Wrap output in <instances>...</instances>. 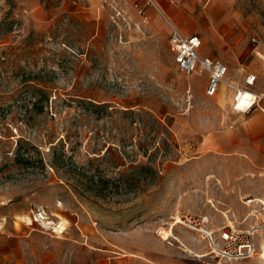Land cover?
Listing matches in <instances>:
<instances>
[{"label": "rangeland", "instance_id": "obj_1", "mask_svg": "<svg viewBox=\"0 0 264 264\" xmlns=\"http://www.w3.org/2000/svg\"><path fill=\"white\" fill-rule=\"evenodd\" d=\"M135 10L125 0H0V263L7 252L8 264L47 253L64 264L80 242L119 249L152 231L199 264H264L261 201L246 228L256 229L251 258H220L175 223L193 214L217 235L243 230V196L226 192L222 158L182 156L175 115L204 83L180 70L170 32L154 34ZM203 49L227 62L250 49L264 62V0H243L242 35Z\"/></svg>", "mask_w": 264, "mask_h": 264}, {"label": "crops", "instance_id": "obj_2", "mask_svg": "<svg viewBox=\"0 0 264 264\" xmlns=\"http://www.w3.org/2000/svg\"><path fill=\"white\" fill-rule=\"evenodd\" d=\"M114 1L119 4L123 0ZM125 2L134 3L137 8L135 12L145 18V22L149 23L146 28L154 34L162 31H169L171 34V27L175 26L184 34H198L203 43H220L225 35L243 34V0ZM74 3L76 4L75 1ZM70 11L74 14L79 11L81 18H87L86 11L82 8ZM201 49V57L219 60L227 65L226 81L220 85L214 96H208L206 88L209 73L199 69L191 73L196 83L199 82L201 86L200 80H203L204 85L196 90L194 103L175 115L174 128L183 139L178 148L182 151V156L191 152L222 158L223 176L229 180V190L226 192L232 200H239L243 196V229L250 228L258 221L250 212L259 211L262 208L260 201L264 203V97L248 112L236 110V87L230 86L228 82L245 87L248 86L247 77L255 75L256 80L249 87L262 96L264 62L258 61L254 51L250 49H244L247 56L243 58V62H227L226 58H222L223 61L209 49ZM247 199H252V203L245 204ZM157 238L152 231L143 234L135 232L127 236L126 245L125 242L113 244L119 249H90L88 245L80 242L83 245L82 250L66 252L64 264H199L195 256H188L177 245ZM3 254L5 260L0 264H8L7 252ZM30 255L40 254L31 252ZM55 255L47 253V261L36 264H57L54 261ZM14 264L27 263L16 258Z\"/></svg>", "mask_w": 264, "mask_h": 264}, {"label": "built area", "instance_id": "obj_3", "mask_svg": "<svg viewBox=\"0 0 264 264\" xmlns=\"http://www.w3.org/2000/svg\"><path fill=\"white\" fill-rule=\"evenodd\" d=\"M202 45L203 41L198 34L187 35L177 27H171L170 47L175 54L176 63L180 70L188 74L198 69L208 72L209 85L207 93L213 96L218 92L220 85L226 81L228 67L219 60L201 57L200 49ZM255 80V75L248 76L246 80L248 86L245 87L235 86L232 82H228L230 86L236 87L234 96V108L236 110L248 112L256 106L260 98L264 97V94L260 96L249 87L254 84ZM189 91H191V88H189ZM246 92H250L252 102L242 107L240 106V100L246 96ZM251 201L252 199H247L246 202L249 203ZM175 223L200 233V238L208 242L211 252L220 258L239 261L251 258L256 253V229L254 228L241 230L228 227L222 229L219 235H217L215 230L210 229L208 217L195 216L193 214L182 215L176 219Z\"/></svg>", "mask_w": 264, "mask_h": 264}, {"label": "bare ground", "instance_id": "obj_4", "mask_svg": "<svg viewBox=\"0 0 264 264\" xmlns=\"http://www.w3.org/2000/svg\"><path fill=\"white\" fill-rule=\"evenodd\" d=\"M250 92H246V96L244 98H241L240 100V106L244 107L245 105L249 104L252 102V97H250ZM257 200V199H256ZM252 203V202H251ZM52 222V221H51ZM50 222V223H51ZM54 222V221H53ZM48 223V224H50ZM54 225V224H53ZM63 226V225H62ZM57 227V226H56ZM54 227V228H56ZM64 227V226H63ZM62 228V231H64V228ZM188 248V247H187ZM260 258L264 261V241L261 243V252H260Z\"/></svg>", "mask_w": 264, "mask_h": 264}, {"label": "trees", "instance_id": "obj_5", "mask_svg": "<svg viewBox=\"0 0 264 264\" xmlns=\"http://www.w3.org/2000/svg\"><path fill=\"white\" fill-rule=\"evenodd\" d=\"M101 179V178H100Z\"/></svg>", "mask_w": 264, "mask_h": 264}]
</instances>
